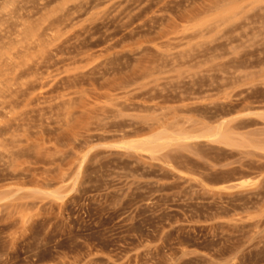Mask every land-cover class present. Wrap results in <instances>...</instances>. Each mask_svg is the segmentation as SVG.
Wrapping results in <instances>:
<instances>
[{
    "label": "rangeland",
    "instance_id": "374dc122",
    "mask_svg": "<svg viewBox=\"0 0 264 264\" xmlns=\"http://www.w3.org/2000/svg\"><path fill=\"white\" fill-rule=\"evenodd\" d=\"M0 264H264V0H0Z\"/></svg>",
    "mask_w": 264,
    "mask_h": 264
}]
</instances>
